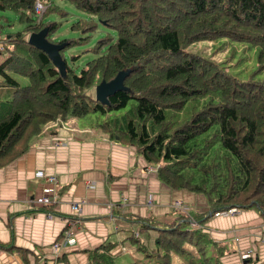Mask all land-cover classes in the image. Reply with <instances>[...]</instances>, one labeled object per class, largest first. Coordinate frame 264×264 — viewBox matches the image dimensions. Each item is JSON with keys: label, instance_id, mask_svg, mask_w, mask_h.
Wrapping results in <instances>:
<instances>
[{"label": "trees", "instance_id": "trees-1", "mask_svg": "<svg viewBox=\"0 0 264 264\" xmlns=\"http://www.w3.org/2000/svg\"><path fill=\"white\" fill-rule=\"evenodd\" d=\"M34 1L0 0V11L18 13L25 24L23 31L5 37L1 50L6 56L0 61V166L23 153L46 123L98 112L102 118L94 127L119 144L132 145L154 166L160 183L202 197L208 207L200 214L203 219L237 208L254 209L264 220V78L251 77L264 72V0H68L114 31L96 41L98 54L77 73L63 51L87 36L50 39L56 24L42 19L56 10L48 0H38L45 9L35 24ZM43 28L47 41L62 44L61 72L26 40L25 34ZM220 37L256 47V68L248 79L186 50ZM120 71L121 86L104 101L84 93ZM9 87L11 93L2 90ZM129 101L123 112L113 114ZM188 218L203 229L196 213L190 217L179 211L138 224V233L157 230L154 252L147 253L152 264H221L225 246ZM207 244L213 262L205 256ZM111 248L103 242L91 249L89 264H114Z\"/></svg>", "mask_w": 264, "mask_h": 264}, {"label": "crops", "instance_id": "crops-1", "mask_svg": "<svg viewBox=\"0 0 264 264\" xmlns=\"http://www.w3.org/2000/svg\"><path fill=\"white\" fill-rule=\"evenodd\" d=\"M49 176L53 182L45 181ZM49 187L56 199L44 207L38 200ZM175 200L186 211L193 209L208 237L225 246L221 264H239L247 248L252 250L249 264L264 261V220L256 210L203 219L200 214L208 207L202 197L160 183L154 166L132 145L119 144L79 118L49 122L23 153L0 166V264H89L88 252L103 242L112 244L113 257L128 250L114 263L134 264L140 257L134 248L144 256L155 248L154 237L141 235L157 231L138 233V224L179 211L173 208ZM73 203L79 204L78 213L70 208ZM67 222L74 242L53 250ZM124 238L134 248L118 244Z\"/></svg>", "mask_w": 264, "mask_h": 264}, {"label": "rangeland", "instance_id": "rangeland-1", "mask_svg": "<svg viewBox=\"0 0 264 264\" xmlns=\"http://www.w3.org/2000/svg\"><path fill=\"white\" fill-rule=\"evenodd\" d=\"M48 1L51 7L53 6L56 10V11H49L42 19V22H54L56 24V30L51 35L50 39L54 41H58L64 38H79V37L87 36L84 42L74 45L73 47L67 48L63 51V55H64L66 63L77 73L87 60L95 57L98 54V53L93 52L96 41L99 38H102L106 35H113L114 31L102 25L94 16H91L87 13H84L78 10L68 0H48ZM41 4H42V12H39L38 14H34V17H33L35 19V24H38L37 22L39 21V18L45 9V3H41ZM78 23H80V28H73V26L77 25ZM24 25H25L24 23H21L19 21L18 13H15L13 11H0V41H1L2 47H4L3 40L5 39V37L7 35L12 36V34H15L16 32L23 31ZM37 32H32V33H37ZM28 35L25 34V36L27 37ZM186 50L190 52H197L200 55L206 58H209L210 60L214 61L217 65L222 67L224 72L232 76H235L240 80L248 79V77L251 76V73L256 68V47L251 46L246 41L232 40L227 37H220V38H215L213 40L194 42L188 45L186 47ZM71 55H74L75 57L70 58ZM5 56L6 54L3 51H0V61ZM58 58L60 59L59 56ZM123 74H124V71H120L115 75V77L113 78V81L110 82L111 90L114 87L121 86V77ZM14 76L15 78H17V80L21 84L27 83L26 78L19 76V75H14ZM251 77L253 79H258V78L261 79V77L264 78V72L255 74ZM6 89H7V92L11 93L12 88L9 87ZM84 93L89 96L95 97L96 88L95 87L85 88ZM131 102L132 101H129V103L124 108H122L121 110L115 111V113L113 114H119L123 112L128 107V105H130ZM185 107L181 110V112L185 109ZM101 118H102V115L100 113L91 112V113H87L83 117H80L79 120H81V122L83 123L85 122L86 124L94 125ZM50 122H55V121H50ZM186 213L190 217H194L195 215V212L193 211V209H188ZM187 221H190L191 224H193V226H195L198 231L201 230V232L204 233V230L200 228L196 222H192L191 219ZM157 225L163 226L165 224L158 223ZM237 228H240V227H237ZM146 235H148L149 238L154 237V239L157 237V233H155L154 235V233L153 234L149 233V231L143 233L141 236L144 238V236ZM118 244H120L123 248L126 246V244H129L134 248L133 242H131L128 238H124L122 242H118ZM228 246L229 245H227L226 247ZM134 250L138 251L140 255L139 260L136 261L134 264H152L153 263V257L147 256V253H153L154 250L152 252H148V251L145 252V256L139 250L135 248ZM127 251L128 250L124 251L123 249V251H121L117 255L125 254V252ZM205 254H206L205 256L207 257V259L213 262L214 251L211 249V247L208 244L206 245ZM117 255H114L113 259L117 257ZM125 257L126 256L124 255L123 258Z\"/></svg>", "mask_w": 264, "mask_h": 264}, {"label": "built area", "instance_id": "built-area-1", "mask_svg": "<svg viewBox=\"0 0 264 264\" xmlns=\"http://www.w3.org/2000/svg\"><path fill=\"white\" fill-rule=\"evenodd\" d=\"M39 12H42V4L38 0H35L34 1V14H38ZM45 181L53 182L54 178L49 176V177L45 178ZM46 193H48V194H46L44 196H40L39 200H38L39 203L43 206L53 204L55 202V199H56V196L53 195L51 187H49V190H47ZM70 208L74 212L78 213L80 206H79V204L73 203V204H71ZM173 208L177 209L181 212L186 213V208H185V206H183L181 204L180 201H174ZM238 210L239 209H237V208H228L226 210H222V211H219L217 213L221 214V215H225V214L229 215V214L238 213ZM48 215L50 216V214H48ZM65 226L66 227L64 228V230L62 232L61 240L53 243V245H52L53 250H56V249H58L64 245L72 244L74 242L73 236H72V224H71V222H67ZM251 254H252V250L249 248L242 250V253H240V255H239V257H240L239 264H249V258L251 257Z\"/></svg>", "mask_w": 264, "mask_h": 264}, {"label": "water", "instance_id": "water-1", "mask_svg": "<svg viewBox=\"0 0 264 264\" xmlns=\"http://www.w3.org/2000/svg\"><path fill=\"white\" fill-rule=\"evenodd\" d=\"M45 35H46V28L37 33H30L26 40L30 45L45 52L47 56L49 57V59L51 60V62L54 64V66H56L57 69L61 72L64 66V62L58 58V51L61 49L62 44H54V43L47 41L45 39ZM111 81H113V79ZM111 81L107 83L99 84L95 87L96 88L95 97L97 99L104 101L107 93H110L114 89L119 87V86L114 87L111 90V87H110Z\"/></svg>", "mask_w": 264, "mask_h": 264}]
</instances>
